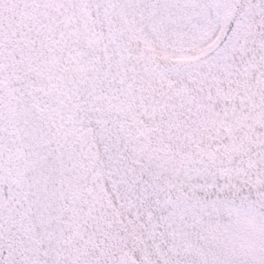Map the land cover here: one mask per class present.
Returning a JSON list of instances; mask_svg holds the SVG:
<instances>
[{"label":"snow or ice","instance_id":"1","mask_svg":"<svg viewBox=\"0 0 264 264\" xmlns=\"http://www.w3.org/2000/svg\"><path fill=\"white\" fill-rule=\"evenodd\" d=\"M0 264H264V0H0Z\"/></svg>","mask_w":264,"mask_h":264}]
</instances>
